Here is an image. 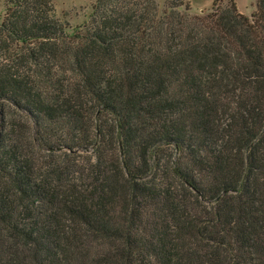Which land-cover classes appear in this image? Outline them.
I'll return each instance as SVG.
<instances>
[{"label": "trees", "instance_id": "trees-1", "mask_svg": "<svg viewBox=\"0 0 264 264\" xmlns=\"http://www.w3.org/2000/svg\"><path fill=\"white\" fill-rule=\"evenodd\" d=\"M220 2L4 0L0 264H264V0Z\"/></svg>", "mask_w": 264, "mask_h": 264}, {"label": "rangeland", "instance_id": "rangeland-1", "mask_svg": "<svg viewBox=\"0 0 264 264\" xmlns=\"http://www.w3.org/2000/svg\"><path fill=\"white\" fill-rule=\"evenodd\" d=\"M50 4L53 8V13L55 17L61 21L66 23L70 29L76 30L81 28L82 25L86 22L87 16L91 11V4L93 0H49ZM173 0H155L157 10L161 11L166 8V5ZM175 2L181 1L182 4H185V0H174ZM219 4L226 5L228 0H220ZM235 6L237 7V11L244 15L249 16L255 9L254 0H234ZM4 0H0V19L3 15L4 9ZM218 4V3H217ZM211 6V5H210ZM190 9L189 14L198 15L202 13H207L210 10V7L206 8L205 11L195 13L196 4L195 1H190ZM180 12L183 11V6L178 8Z\"/></svg>", "mask_w": 264, "mask_h": 264}, {"label": "crops", "instance_id": "crops-1", "mask_svg": "<svg viewBox=\"0 0 264 264\" xmlns=\"http://www.w3.org/2000/svg\"><path fill=\"white\" fill-rule=\"evenodd\" d=\"M190 8V1L192 0H185ZM196 4L195 13L203 12L206 8L210 7L213 0H194ZM234 2V0H232ZM235 3V2H234ZM237 8V7H236ZM191 11V9H190Z\"/></svg>", "mask_w": 264, "mask_h": 264}]
</instances>
